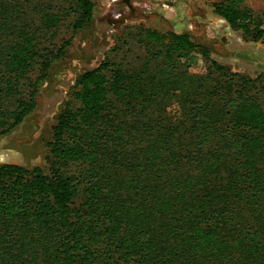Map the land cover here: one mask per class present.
Returning a JSON list of instances; mask_svg holds the SVG:
<instances>
[{
	"label": "trees",
	"instance_id": "16d2710c",
	"mask_svg": "<svg viewBox=\"0 0 264 264\" xmlns=\"http://www.w3.org/2000/svg\"><path fill=\"white\" fill-rule=\"evenodd\" d=\"M28 1L0 0V134L36 109L73 39L55 42L66 16L76 32L96 5ZM246 1L216 10L264 40ZM134 39L141 53L117 60L118 45L77 78L48 169L0 165V264H264V74L219 63L189 32ZM198 54L206 73L191 71Z\"/></svg>",
	"mask_w": 264,
	"mask_h": 264
},
{
	"label": "rangeland",
	"instance_id": "374dc122",
	"mask_svg": "<svg viewBox=\"0 0 264 264\" xmlns=\"http://www.w3.org/2000/svg\"><path fill=\"white\" fill-rule=\"evenodd\" d=\"M67 1L30 0L26 3L36 10L56 6V11L68 7ZM94 1V16L85 27L74 32L69 26L74 14L66 16L60 26L55 42L62 43L71 37L72 42L66 55L53 62L41 82L36 109L14 130L0 134V165L17 163L29 168L48 169V141L62 110L73 101L77 78L110 55L114 56V47L118 45L121 49L114 56L117 60L141 53L134 39L138 27L162 32H189L195 42L211 49L212 58L219 63L251 76L264 74V40H253L242 29L233 28L216 10L222 0H130L131 5L126 0ZM164 1L170 4L169 8L163 6ZM246 4L256 19H264V0H247ZM36 15L40 18L37 12ZM191 71L207 72L202 55L195 56ZM261 101L264 106V94Z\"/></svg>",
	"mask_w": 264,
	"mask_h": 264
},
{
	"label": "built area",
	"instance_id": "2783aa9c",
	"mask_svg": "<svg viewBox=\"0 0 264 264\" xmlns=\"http://www.w3.org/2000/svg\"><path fill=\"white\" fill-rule=\"evenodd\" d=\"M169 5H170V4H169L167 1H164V2H163V6H164V7L169 8Z\"/></svg>",
	"mask_w": 264,
	"mask_h": 264
},
{
	"label": "water",
	"instance_id": "95a60500",
	"mask_svg": "<svg viewBox=\"0 0 264 264\" xmlns=\"http://www.w3.org/2000/svg\"><path fill=\"white\" fill-rule=\"evenodd\" d=\"M127 1V3L129 4V5H131V2H130V0H126ZM115 20V22H118V19H114ZM122 21H123V19H122Z\"/></svg>",
	"mask_w": 264,
	"mask_h": 264
}]
</instances>
